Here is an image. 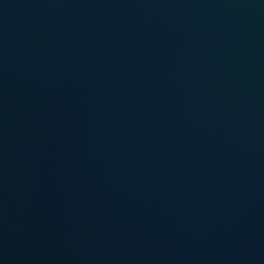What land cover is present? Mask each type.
Returning <instances> with one entry per match:
<instances>
[{"label":"water","instance_id":"obj_1","mask_svg":"<svg viewBox=\"0 0 264 264\" xmlns=\"http://www.w3.org/2000/svg\"><path fill=\"white\" fill-rule=\"evenodd\" d=\"M0 264H264V0H0Z\"/></svg>","mask_w":264,"mask_h":264}]
</instances>
